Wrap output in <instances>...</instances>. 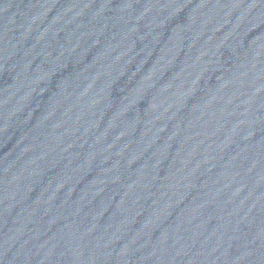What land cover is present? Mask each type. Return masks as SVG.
<instances>
[{"label":"water","instance_id":"1","mask_svg":"<svg viewBox=\"0 0 264 264\" xmlns=\"http://www.w3.org/2000/svg\"><path fill=\"white\" fill-rule=\"evenodd\" d=\"M0 264H264V0H0Z\"/></svg>","mask_w":264,"mask_h":264}]
</instances>
